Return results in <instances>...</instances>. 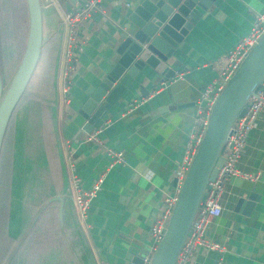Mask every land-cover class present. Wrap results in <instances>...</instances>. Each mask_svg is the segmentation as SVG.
I'll return each mask as SVG.
<instances>
[{"label":"crops","instance_id":"obj_1","mask_svg":"<svg viewBox=\"0 0 264 264\" xmlns=\"http://www.w3.org/2000/svg\"><path fill=\"white\" fill-rule=\"evenodd\" d=\"M141 1L103 0L100 10L80 19L77 35L81 49L75 51L64 96L59 82L67 30L60 16L71 7L65 0H53L49 5L40 0L41 70L58 75L55 95H61H56L60 106L47 116L54 123L44 133L48 171L42 182L46 213L55 210L61 242L46 240L37 245L24 240L21 246L8 238L11 172L0 170V264L10 259L12 248H22L16 251L14 264H127L128 257L139 253L148 257L154 249L151 228L163 208V197L174 193L172 175L200 132L197 113L199 105L205 106L200 91L224 65L227 51L247 35L255 17L264 13V0L211 1L169 57L168 64L179 65V70L166 81L151 79L152 71L146 77L138 75L92 131L85 133L81 129L85 119L78 110L115 64L127 13ZM130 103L135 106L128 109ZM97 128L96 140H89ZM106 150L121 152L123 161L111 162ZM8 153L12 160V150ZM67 154L72 159L71 173L80 178L84 188L104 171L83 220L73 204ZM235 167L257 178L235 174L226 181L222 212L209 218L203 233L206 242L221 250L196 246L187 264H264V107L246 136ZM252 193L255 201L249 207ZM36 214L25 218L28 229Z\"/></svg>","mask_w":264,"mask_h":264},{"label":"water","instance_id":"obj_2","mask_svg":"<svg viewBox=\"0 0 264 264\" xmlns=\"http://www.w3.org/2000/svg\"><path fill=\"white\" fill-rule=\"evenodd\" d=\"M76 0H65L72 7ZM213 0H142L126 16V31L120 34L115 64L101 79L78 110L85 119V133L104 115L138 75L166 81L179 70L168 64L175 48L198 17ZM26 34L21 56L6 84L0 79V149L4 134L18 101L37 65L42 47V13L40 0H24ZM264 78V31L249 48L236 70L215 97L206 117L200 140L177 189L176 199L148 264H174L190 228L192 218L204 198L206 183L214 166L219 165L227 135L233 121L244 112L248 97ZM141 85H138L140 94ZM175 184V179L172 180ZM51 199L60 198L53 197ZM255 201L248 196L249 207ZM243 200H238V203ZM60 217V215H58ZM148 255V254H147ZM145 254L128 257L127 264H143Z\"/></svg>","mask_w":264,"mask_h":264},{"label":"built area","instance_id":"obj_3","mask_svg":"<svg viewBox=\"0 0 264 264\" xmlns=\"http://www.w3.org/2000/svg\"><path fill=\"white\" fill-rule=\"evenodd\" d=\"M44 1L48 2L47 4H51L53 0ZM102 1L103 0H82L81 3H74L71 8L61 13V22L65 25L67 30L63 53V65L65 68L62 72L61 83L59 85V92L61 95L65 96L67 93L68 74L73 66L75 51H79L81 49L82 41L77 35L78 22L80 19L86 18L93 12L100 10ZM263 31L264 13H261L255 17L247 35L237 41L235 45L227 51L225 54V63L218 70L215 78L209 84L205 85L200 91V98L205 102L204 107L199 105V110L197 113L199 115L197 117V126L199 127L200 132L193 138L192 143L188 145L180 166L172 175L173 179H175L174 193L164 195L163 197V208L161 209L159 217L155 220V223L151 228V234L155 240V244L159 239L160 231L163 229L169 216L171 207L175 202L177 189L184 176L187 165L200 140L202 131L206 124V117L210 106L227 79L233 74L242 58ZM134 106L135 103H130L127 108L130 109ZM263 107L264 78L262 79L259 87L248 97L242 115L236 117L232 123L230 132L227 135L226 142L220 154L219 165L214 166V170L212 171L210 178L206 183L204 198L194 213L190 228L180 247L174 264H187L190 261L196 246H203L213 251L221 250L216 244L206 242L203 239V233L208 224L209 218L219 216V214L222 212V195L226 181L235 174H239L249 180L257 178L256 174L252 175L240 173L236 169L235 164L237 163L245 146L246 136L253 128L255 119ZM201 111L204 112V116L201 115ZM99 130L100 128L95 129V131L89 135L88 139L96 140V133L99 132ZM106 154L111 157V162L123 161L121 152L119 151L115 152L112 150H106ZM67 162L69 169V187L70 191L72 192L73 204L78 217L83 220L87 214L89 202L93 197H95L96 193L100 189L104 171L100 172L87 188H84L81 184L80 178L71 173L72 159L70 154H67ZM110 166L111 164H108L107 168ZM149 256L143 259V264H148Z\"/></svg>","mask_w":264,"mask_h":264},{"label":"trees","instance_id":"obj_4","mask_svg":"<svg viewBox=\"0 0 264 264\" xmlns=\"http://www.w3.org/2000/svg\"><path fill=\"white\" fill-rule=\"evenodd\" d=\"M39 61L40 59H38L37 64H39ZM39 67L40 65H36L34 70L39 69ZM46 75V72L42 73V77ZM41 78L35 81L39 83V88L33 93L38 95L39 98L31 100L26 97L18 104L10 118V134L6 136V141L9 142L12 150L11 173L15 161L18 162L15 169L20 171V176L23 169L27 168L26 173H23L20 180L15 184L10 179L8 193L7 236L10 240H13L14 245L19 242L21 246L24 240L36 242L37 245H42L41 243L46 240H52L58 245L61 242L55 210L46 213L48 208L47 205H44L46 190L42 182L43 175L48 171L44 133L54 123L51 118L47 119V116H52L54 110L48 107L46 102L55 96V90L53 85L42 83ZM21 106L25 107L26 116L20 119L16 118V112ZM37 148L40 151V156L37 154ZM19 161H21L22 167L19 165ZM21 168H23L22 171ZM22 179L25 181H22ZM33 214L37 216L32 225L31 235L27 239H21L19 233L25 231L28 227L22 228L20 223H25V218L33 216ZM39 233L41 234L40 238ZM20 249L22 248H17L15 251L13 248L10 249L11 252L8 255L10 259L8 260L7 257L3 264H14V259L18 256L16 251Z\"/></svg>","mask_w":264,"mask_h":264},{"label":"rangeland","instance_id":"obj_5","mask_svg":"<svg viewBox=\"0 0 264 264\" xmlns=\"http://www.w3.org/2000/svg\"><path fill=\"white\" fill-rule=\"evenodd\" d=\"M41 4H44L43 1H41ZM49 5V4H47ZM26 12H25V5L24 0H0V79L2 82V85L6 84L9 77L11 76L20 56L23 50L24 46V40H25V34H26ZM44 62V60H43ZM42 59H40L39 64L40 67L37 70H34L32 73L26 88L25 93H23L22 97L18 101V104L23 101L26 97L29 99L37 100L39 97L36 94H33L36 91L35 85H38L35 81L42 77V73L45 72L40 70L42 66ZM65 66L62 67V72L64 70ZM49 70V69H47ZM54 72L51 70L47 72V75L42 77L40 80L42 83H49V85H54V90L56 92L57 87V81L59 80L58 75L53 76ZM54 82V83H53ZM60 84V82H59ZM58 84V85H59ZM25 95V96H24ZM58 95V94H56ZM56 95L53 96L50 100H47L46 105L50 107L52 110L56 111L58 108L59 98ZM60 96V94L58 95ZM16 105V107L18 106ZM16 118H23L26 116L25 113V107L21 106L17 112H16ZM10 134V120L8 122L4 138L1 145V153H0V170L1 172H7L10 170L11 172V165L12 160L9 157V153L11 150V146L9 142L6 141V136ZM37 154L40 156V151L37 148ZM30 153V152H29ZM28 153V154H29ZM19 161V165L22 167V164ZM18 164L17 161H15L11 173L10 179L15 184L20 180V177L23 175V173H26L27 168H21L22 174L20 176V171H17L15 169V165ZM22 181H25L22 179ZM29 181V180H27ZM20 226L22 228L28 227L24 222L20 223ZM22 230V229H21ZM31 229H28L27 231H21L19 233L21 239H27L29 235H31ZM41 230V229H40ZM37 235V234H35ZM41 237V234L39 233V238ZM33 238V237H32Z\"/></svg>","mask_w":264,"mask_h":264}]
</instances>
